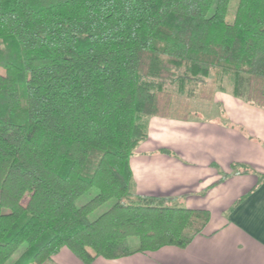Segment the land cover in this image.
<instances>
[{"label": "trees", "instance_id": "1", "mask_svg": "<svg viewBox=\"0 0 264 264\" xmlns=\"http://www.w3.org/2000/svg\"><path fill=\"white\" fill-rule=\"evenodd\" d=\"M225 84L264 108V0H0V264L187 246L209 211L136 193L129 160Z\"/></svg>", "mask_w": 264, "mask_h": 264}, {"label": "crops", "instance_id": "2", "mask_svg": "<svg viewBox=\"0 0 264 264\" xmlns=\"http://www.w3.org/2000/svg\"><path fill=\"white\" fill-rule=\"evenodd\" d=\"M188 120L152 116L129 160L134 191L179 197L210 218L184 248L167 245L89 264H264V108L216 90ZM234 164L249 171L233 172ZM42 264H84L63 247Z\"/></svg>", "mask_w": 264, "mask_h": 264}, {"label": "rangeland", "instance_id": "3", "mask_svg": "<svg viewBox=\"0 0 264 264\" xmlns=\"http://www.w3.org/2000/svg\"><path fill=\"white\" fill-rule=\"evenodd\" d=\"M225 87L227 88V89L225 88V90H230V89H228V85L225 84ZM216 90H220V89L217 87V88L215 89V91H216ZM212 102H213V99H212L211 103H212ZM197 105L200 107V106H202L203 104L199 103V104H197ZM202 110H203L202 108H199L197 111H200V112L202 113V115L204 114V115L206 116L205 112H202ZM200 112H199V113H200ZM82 200H83V197H82ZM129 242H130V246L133 247V246L138 242V240H137V238L133 237V238H130V239H129Z\"/></svg>", "mask_w": 264, "mask_h": 264}]
</instances>
